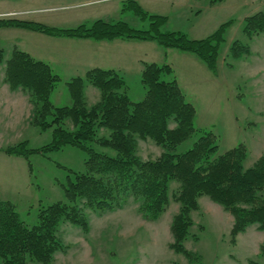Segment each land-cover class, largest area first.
Masks as SVG:
<instances>
[{
	"label": "rangeland",
	"instance_id": "374dc122",
	"mask_svg": "<svg viewBox=\"0 0 264 264\" xmlns=\"http://www.w3.org/2000/svg\"><path fill=\"white\" fill-rule=\"evenodd\" d=\"M135 1L148 14L167 17L162 30L181 31L190 38H203L230 20L218 49L216 72L193 53L166 48L155 41L125 40L119 46L132 56L121 57L122 48L116 42L123 39H81L21 27L0 28V200L13 204L28 225L36 222L41 206L65 200L61 184L67 175L72 177L71 171H84L87 154L69 144L45 155L32 153L23 157L5 152L6 147L22 140L36 148L51 139V129L40 130L29 122L28 96L22 91L14 92L17 89H10L4 80L2 84L4 62L15 48L49 64L57 74L59 80L49 94L56 106L71 104L67 81L82 76L96 65L92 63L120 58L122 70H115L122 74L133 101L145 94L139 70L143 62L167 63L172 74L163 77H174L185 99L193 104L195 128L216 135L217 153L243 143L247 149L245 168L264 156V34L247 38L242 33L243 18L264 10V0H223L213 4L207 0ZM123 3L125 0H0V18L14 17L60 28L89 25L100 18L124 20L134 28H145L148 21L140 20L130 10H121ZM236 39L249 45V55L229 57L228 47ZM84 92L88 106L99 97L98 89L90 84L85 85ZM66 124L71 127L69 121ZM99 130V136H108L109 130ZM198 135L193 133L176 146V151L188 149ZM91 146L113 153L96 143ZM161 151L151 139L138 140L137 154L142 160L154 159ZM176 187V182H170L169 204L154 221L145 219L130 197L120 208L100 213L86 210V232L74 224L61 223L58 235L65 248L54 253L51 264H250V260L264 264V230L258 229L256 223L250 224L232 241L229 232L233 216L206 195L198 198V209L191 211L193 224L184 241V247L200 259L189 261L173 251L169 247L173 241L170 224L179 204L171 193Z\"/></svg>",
	"mask_w": 264,
	"mask_h": 264
},
{
	"label": "trees",
	"instance_id": "16d2710c",
	"mask_svg": "<svg viewBox=\"0 0 264 264\" xmlns=\"http://www.w3.org/2000/svg\"><path fill=\"white\" fill-rule=\"evenodd\" d=\"M213 4L223 0H207ZM121 10H130L145 28L130 26L124 20L95 19L89 25L60 28L19 18H0L1 27H21L51 36L94 40L155 41L163 47L193 53L215 73L217 55L224 32L231 23L225 21L203 38H190L184 32L162 30L167 17L148 14L135 0H125ZM242 33L247 38L264 34V10L243 18ZM229 57L239 59L250 54L249 45L233 40ZM3 50L0 47V65ZM169 64L143 62L140 81L144 97L133 101L127 93L125 80L112 68L92 67L67 81L70 105L56 106L49 94L59 77L49 64L34 59L27 52L14 49L4 62L3 80L12 90L20 89L31 103L29 122L40 130L51 129L48 143L36 148L22 140L5 148L9 155L28 157L32 153L47 154L69 144L84 150V171H71L61 184L64 201H55L38 209L37 220L28 225L13 204L0 200V264H51L54 253L65 248L58 230L68 222L87 231L86 210L103 212L122 207L133 198L137 210L154 221L166 210L170 182L177 187L171 198L179 204L173 215L169 247L189 261L199 255L187 250L184 241L193 224L191 211L198 209V198L208 196L233 216L230 235L244 231L250 224L264 230V156L250 167L243 161L247 149L238 143L217 153V138L210 130L195 128V108L188 102ZM90 84L99 91L98 99L87 105L84 87ZM69 121L71 127L67 126ZM99 129L109 130L108 136L98 135ZM198 132L192 145L181 152L176 146ZM151 139L161 148L154 159L142 160L137 154L138 140ZM91 143L113 151L95 150ZM197 239L196 236H193ZM250 264H259L250 260Z\"/></svg>",
	"mask_w": 264,
	"mask_h": 264
},
{
	"label": "crops",
	"instance_id": "0c3cea01",
	"mask_svg": "<svg viewBox=\"0 0 264 264\" xmlns=\"http://www.w3.org/2000/svg\"><path fill=\"white\" fill-rule=\"evenodd\" d=\"M111 41H114V40H111ZM124 41L125 40H118V42H116L118 44L117 46H119V43H121V44L124 43ZM119 47L122 48L121 46H119ZM128 52L129 51L126 48H122V52H121L120 56L121 57H125L126 56L125 54H129L130 55V52L129 53ZM130 56H132V54ZM120 60H121L120 58H116L114 56L112 58V61L95 62V63H92V64H96L93 67L112 68V69H117L120 72L122 70L121 63H120L121 61ZM134 60H135V57H133V61ZM133 61H131V62H133ZM89 68H92V67H89ZM141 69H142V67H141ZM141 69L139 68V70H141ZM1 81H2V84H3L4 83L3 76H2ZM16 91H20V93H21V90H19V89L15 90L14 92H16ZM9 96H10V94H9ZM199 199H200V197H199Z\"/></svg>",
	"mask_w": 264,
	"mask_h": 264
}]
</instances>
